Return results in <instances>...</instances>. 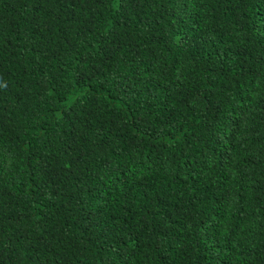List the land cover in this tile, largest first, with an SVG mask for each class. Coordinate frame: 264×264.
Listing matches in <instances>:
<instances>
[{"label":"trees","instance_id":"1","mask_svg":"<svg viewBox=\"0 0 264 264\" xmlns=\"http://www.w3.org/2000/svg\"><path fill=\"white\" fill-rule=\"evenodd\" d=\"M0 264H264V0H0Z\"/></svg>","mask_w":264,"mask_h":264}]
</instances>
